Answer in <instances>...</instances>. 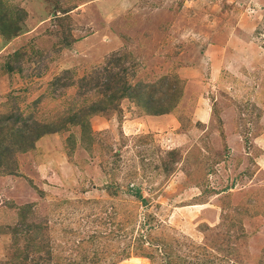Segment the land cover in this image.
Wrapping results in <instances>:
<instances>
[{"label":"rangeland","instance_id":"rangeland-1","mask_svg":"<svg viewBox=\"0 0 264 264\" xmlns=\"http://www.w3.org/2000/svg\"><path fill=\"white\" fill-rule=\"evenodd\" d=\"M117 73L174 92L168 122ZM167 247L264 264V0H0V264Z\"/></svg>","mask_w":264,"mask_h":264},{"label":"trees","instance_id":"trees-1","mask_svg":"<svg viewBox=\"0 0 264 264\" xmlns=\"http://www.w3.org/2000/svg\"><path fill=\"white\" fill-rule=\"evenodd\" d=\"M117 76H119L118 73L112 74L111 76H109V78H107L106 80L107 83L105 84V87L107 88L106 94L109 96V99L111 101L117 99V96L120 94V92H122L123 96L136 100L137 105L140 107V109L148 112L149 114L151 113L152 115H155V116L168 115L169 112L167 111L166 106L171 101V95H173L174 92H170V90L164 91V89H161L154 93V91L152 92V91L147 90L148 86L139 85L136 87H131V86H128L126 82L123 83L122 80H121L122 84H120ZM98 79L101 80V75L98 77ZM93 80L94 79L92 78L91 79L86 78V79H83L81 83L86 84L87 82L93 81ZM101 103L103 104L104 102H101ZM98 107L99 106H97V108ZM100 109L102 108L100 107ZM165 246L166 245H164V247ZM163 249L164 251H162L161 253L163 254L162 257L164 256V261L166 264H186V262L184 263L175 262L174 263V260L172 259V256H170V252L168 251L170 248L167 247L166 249L165 248Z\"/></svg>","mask_w":264,"mask_h":264},{"label":"crops","instance_id":"crops-1","mask_svg":"<svg viewBox=\"0 0 264 264\" xmlns=\"http://www.w3.org/2000/svg\"><path fill=\"white\" fill-rule=\"evenodd\" d=\"M198 116H199L197 118L198 122H200L201 124H204V125L208 124V122L210 120V112L209 111L202 110V112L198 113ZM168 117H169L168 115H165V116H159V117H155V118H157V119H163L165 122H168L167 121L168 120L167 119ZM224 117H226L225 114H224ZM151 124H152V122H151ZM173 125H174V123L173 122H170L169 127H172ZM152 126H154V124ZM125 128H128L129 130H131L130 127H125Z\"/></svg>","mask_w":264,"mask_h":264}]
</instances>
